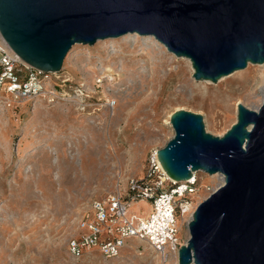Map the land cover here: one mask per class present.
Returning <instances> with one entry per match:
<instances>
[{"label": "rangeland", "instance_id": "374dc122", "mask_svg": "<svg viewBox=\"0 0 264 264\" xmlns=\"http://www.w3.org/2000/svg\"><path fill=\"white\" fill-rule=\"evenodd\" d=\"M192 74L189 60L153 36L128 33L74 44L50 75L55 102L44 96L0 107V264H163L138 238L109 259L97 250L75 257L68 243L93 201L124 196L131 179L146 176L151 155L174 134L173 112L200 114L205 132L222 136L236 122L237 104L252 109L262 99L264 63L248 62L216 83ZM194 173L197 190L178 199L188 203L178 218L183 240L190 211L224 183L221 174ZM149 203L132 201L127 216L147 217Z\"/></svg>", "mask_w": 264, "mask_h": 264}, {"label": "water", "instance_id": "95a60500", "mask_svg": "<svg viewBox=\"0 0 264 264\" xmlns=\"http://www.w3.org/2000/svg\"><path fill=\"white\" fill-rule=\"evenodd\" d=\"M128 33L151 35L191 63L195 80L216 83L264 63V0H0V34L24 62L57 73L74 44ZM173 136L157 150L177 183L194 171L224 183L187 223L178 264H264V92L257 109L237 104L222 136L205 132L200 114L170 115Z\"/></svg>", "mask_w": 264, "mask_h": 264}, {"label": "built area", "instance_id": "2783aa9c", "mask_svg": "<svg viewBox=\"0 0 264 264\" xmlns=\"http://www.w3.org/2000/svg\"><path fill=\"white\" fill-rule=\"evenodd\" d=\"M50 75L21 60L0 34V107L15 110L44 96L55 102L60 93L54 85L50 88ZM193 185L191 179L183 183L170 179L154 152L146 176L131 179L126 195L118 193L104 201L92 202L91 217L80 219L77 235L69 240L70 254L81 257L97 250L104 258H115L126 239L138 238L147 241L163 264H178L179 248L186 244L189 236L185 240L180 238L178 218L184 213L186 200L178 202L176 197L192 192ZM181 187L183 191L178 192ZM143 199L150 202L152 212L147 217H128L126 210L131 202ZM159 208L163 209V214L157 217L159 220L154 219V223V212Z\"/></svg>", "mask_w": 264, "mask_h": 264}, {"label": "bare ground", "instance_id": "6f19581e", "mask_svg": "<svg viewBox=\"0 0 264 264\" xmlns=\"http://www.w3.org/2000/svg\"><path fill=\"white\" fill-rule=\"evenodd\" d=\"M102 42V41H101ZM110 55H112V53H109ZM185 60H187L188 61V59H186L185 58ZM107 70H109V72H108V75H112V73L110 72L111 71V68L110 67H108L107 68ZM235 82H238V78H233V79H230V80H227L225 83H235ZM263 92H264V88H262L261 89V92H260V94H261V97L263 96ZM261 101H262V99H260L259 100V102L261 103ZM74 102H76V101H74ZM260 105V104H259ZM259 105H254V107L252 108V109H257L258 108V106ZM194 173V172H193ZM191 180H193L194 181V184L197 182V178H196V175H195V173L193 174V177L191 178ZM221 180H223V177L221 176ZM197 190V187L195 188V189H193L192 190V192H194V191H196ZM183 191V188L181 187L179 190H178V192H182ZM183 196H185V195H179V196H177L176 198H180V197H183ZM188 203H185L184 204V213H183V215H182V219H185V217H186V215H187V213L185 212L186 211V205H187ZM162 208H159L158 210H157V213L156 212H154V215H155V217L153 218V222L154 223H156V221H154V219H156L158 216H161V214H163V213H161L162 212ZM187 210H189V207L187 208ZM190 213L192 214V212L190 211ZM162 217H163V215H162ZM157 220H159V218H157ZM161 222V221H160ZM188 222V221H187Z\"/></svg>", "mask_w": 264, "mask_h": 264}]
</instances>
